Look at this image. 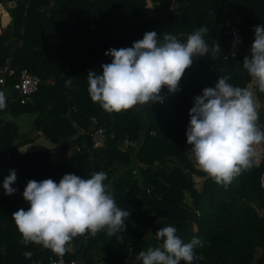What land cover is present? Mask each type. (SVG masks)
<instances>
[{
    "label": "trees",
    "instance_id": "obj_1",
    "mask_svg": "<svg viewBox=\"0 0 264 264\" xmlns=\"http://www.w3.org/2000/svg\"><path fill=\"white\" fill-rule=\"evenodd\" d=\"M9 1L15 4L8 6ZM259 24H264V0H0V69L11 71L4 74L0 89L12 88L24 69L41 79L28 102L21 104L15 96L0 110V264H18L32 251L33 261L26 264H50L57 257L40 244L21 243L12 213L30 206L22 196L28 180L58 183L67 173L87 179L99 171L107 174L104 183L117 206L130 212L126 228L111 237L104 231L76 236L66 245L67 259L127 264L130 258L131 264L140 250L162 243L155 235L158 228L172 225L185 243L193 237L207 242L195 249L203 256L197 264H264V153L227 187L207 176L198 191L186 170L190 176L206 174L187 157L191 145L185 135L194 97L214 87L218 76L229 75V83L249 89L252 78L242 62L250 54L253 26ZM232 25L243 40L234 57L228 53ZM201 26L209 30L204 35L209 47L215 41L221 51L193 57L178 90L162 88L163 102L110 113L91 100L87 72L101 73V65L111 63L108 49L131 47L147 31H156L160 39L167 32L185 42ZM253 90L258 127L264 131V93L254 85ZM20 113H34L35 130L63 143L64 154L71 144L72 153L53 160L45 150L20 152L31 140L21 138L10 118ZM99 126L107 131V143L92 149L85 137ZM126 141L130 151L125 150ZM166 164L172 168L167 170ZM10 169L16 171L11 185L16 191L6 195L2 182ZM118 169L121 175L113 181ZM184 192L191 205L183 202Z\"/></svg>",
    "mask_w": 264,
    "mask_h": 264
},
{
    "label": "clouds",
    "instance_id": "obj_2",
    "mask_svg": "<svg viewBox=\"0 0 264 264\" xmlns=\"http://www.w3.org/2000/svg\"><path fill=\"white\" fill-rule=\"evenodd\" d=\"M205 26L190 33L185 42L165 32L162 39L156 31H147L131 47L110 48L105 55L111 63L101 65L102 72H87L88 94L107 112H121L163 102L162 88L175 93L193 57L216 55L220 46L213 41L211 48L204 39ZM254 38L250 54L243 58L242 67L252 78L254 87L264 93V24L253 26ZM233 57L235 52L231 53ZM229 75L218 76L214 87H205L194 97L189 109L186 142L190 158L217 184L227 187L234 178L254 166V145L264 143V131L258 127L259 108L253 91L229 83ZM67 85L71 81H66ZM7 97L0 91V110L7 107ZM17 179L9 170L2 187L6 195ZM107 174L93 172L87 179L67 173L59 182L52 179L28 180L23 199L29 208L12 213L21 243L33 242L62 256L78 235L96 236L104 231L109 237L123 233L130 212L117 206ZM162 243L135 254L131 264H197L203 260L195 249L207 242L193 237L185 243L172 225L155 232Z\"/></svg>",
    "mask_w": 264,
    "mask_h": 264
},
{
    "label": "built area",
    "instance_id": "obj_3",
    "mask_svg": "<svg viewBox=\"0 0 264 264\" xmlns=\"http://www.w3.org/2000/svg\"><path fill=\"white\" fill-rule=\"evenodd\" d=\"M230 44L228 47V53L237 52L243 44L242 36L240 34V30L237 26L232 25L228 31ZM11 71L8 70L7 66H3L0 69V83H4L5 78L4 74ZM41 83V79L38 75L31 73L30 71L24 69L21 72L20 77L14 83L11 89H16L17 97L19 98V102L21 104H25L31 98V96L37 92L39 85ZM93 121H95L93 119ZM90 135V146L92 149H100L103 148L107 143V131L104 127L99 126L93 128ZM77 151H80V148L77 147ZM54 150L51 151L53 153ZM70 246H67L68 249ZM36 264H39L37 262ZM50 264H80L76 259H67L63 254L62 256L57 255L56 258L50 259Z\"/></svg>",
    "mask_w": 264,
    "mask_h": 264
},
{
    "label": "rangeland",
    "instance_id": "obj_4",
    "mask_svg": "<svg viewBox=\"0 0 264 264\" xmlns=\"http://www.w3.org/2000/svg\"><path fill=\"white\" fill-rule=\"evenodd\" d=\"M13 4H15L14 1H9L7 3L8 6H13ZM248 87H249V90L253 91V82H250L248 84ZM11 88L10 87H7V86H3L1 87L0 91L4 92L6 97H7V101H9V99L11 98ZM10 118L12 120H14V122L17 124V127H18V133L20 136H30L32 139L34 138L35 139V133H37V131L35 130L34 128V120H35V114L34 113H20L18 114L17 116L15 117H12L10 116ZM44 138L43 135L39 134V139L42 140L43 142V146L39 149V150H46V149H42V148H45V147H49L53 144H51L49 142V144H45L44 143ZM127 145V146H126ZM31 147H34V145H32ZM54 147L57 149V146L54 145ZM124 147H125V150H128L130 151V145L128 143V141L124 142ZM191 147H188L186 148V154H187V157L192 161L194 162L191 158H190V155L188 152V150L190 149ZM254 148H255V151H256V156L254 157V163H259L260 162V159L262 158V154L264 153V147H263V143L262 144H259V145H254ZM62 150V149H61ZM73 151V146L71 144H69V147L66 151V153H62V151H57L51 155V158L53 160L57 159L58 157H60L61 155H63L64 159L67 158L68 155H70ZM120 165L122 166L121 168H123L125 165L123 163H120ZM165 168L167 170H170L172 168V165L171 164H166L165 165ZM195 168L199 169V167L195 164ZM200 170V169H199ZM121 172L122 170L121 169H118L115 173H114V176H113V181L121 175ZM206 174V173H205ZM208 175L206 174L205 176H199L197 174H191V180L194 184V187L196 188V190L200 191L201 190V187H202V183H203V180L205 179V177H207ZM141 200V197L138 196L136 199H135V203H139ZM183 202L186 203L187 205H191V198L189 197L188 193L187 192H184V198H183ZM139 211L143 210L144 207H140L138 206L137 207ZM145 242V240H144Z\"/></svg>",
    "mask_w": 264,
    "mask_h": 264
},
{
    "label": "crops",
    "instance_id": "obj_5",
    "mask_svg": "<svg viewBox=\"0 0 264 264\" xmlns=\"http://www.w3.org/2000/svg\"><path fill=\"white\" fill-rule=\"evenodd\" d=\"M257 104V103H256ZM39 134H41V135H43V133L42 132H37V133H35V139L33 138H31V140L28 142V143H26V144H24V145H22V146H20L19 147V151L20 152H33V151H40L39 149L43 146L42 144H43V142H42V140H40L39 139ZM26 136L24 135L23 137L21 136V138H25ZM43 137H45L44 135H43ZM44 143L45 144H49V142L51 143V144H53V145H51V146H49V147H45V148H42V149H46L45 151H48V154H49V156H50V158H51V155L52 154H54L56 151H57V153H58V151H62L61 149L63 148V143H61V142H59V143H54V142H51L49 139H47L46 137L44 138ZM16 144L18 143V140H16V141H14ZM32 145H34V147H31ZM54 145L55 146H57V149L54 147ZM52 150H54V152L53 153H51V151ZM52 159V158H51ZM70 248V247H69ZM68 248V249H69ZM133 252V251H132ZM131 261V259L129 260L128 259V262H127V264H129V262Z\"/></svg>",
    "mask_w": 264,
    "mask_h": 264
},
{
    "label": "water",
    "instance_id": "obj_6",
    "mask_svg": "<svg viewBox=\"0 0 264 264\" xmlns=\"http://www.w3.org/2000/svg\"><path fill=\"white\" fill-rule=\"evenodd\" d=\"M85 16V14L83 15V17ZM82 17V18H83ZM15 96H17V91L16 89H12L11 90V98H14ZM100 118L98 117L96 119V122H98ZM85 141H86V145L89 147L90 146V135L87 134L86 137H85ZM14 144H16L14 142ZM186 174H187V179L190 180L191 176H190V171L189 170H186ZM141 184H143V182L141 181ZM130 191V190H129ZM129 191L125 194V197L128 195ZM163 216V214H162ZM36 254V251H32L28 256H26L24 259H21L18 261V264H26V263H29V262H32L33 261V257L34 255ZM130 260V258H129Z\"/></svg>",
    "mask_w": 264,
    "mask_h": 264
}]
</instances>
